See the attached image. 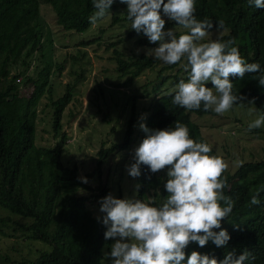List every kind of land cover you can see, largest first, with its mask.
I'll list each match as a JSON object with an SVG mask.
<instances>
[{"label":"trees","instance_id":"obj_1","mask_svg":"<svg viewBox=\"0 0 264 264\" xmlns=\"http://www.w3.org/2000/svg\"><path fill=\"white\" fill-rule=\"evenodd\" d=\"M118 6L122 9L117 10ZM94 11L92 0H0V210L4 211L0 213V235L38 243L32 256L15 258L6 251L0 253V264H107L102 253L109 240L104 238L106 227L102 217L93 215L86 202H93L89 198L92 195L100 207V201L110 192L101 181L96 185L84 183L75 163L67 165L60 159L67 138L61 116L71 100L73 84L65 83L57 95L52 86V74L62 68V62L52 55L54 28L83 32L91 26L89 18ZM108 11L110 24L126 25L125 40L133 38L136 44L145 47L159 46L149 43L142 32L138 34L131 28L125 3L113 0ZM195 16L197 20L213 22L211 30L220 31L214 39H235L234 46H238L245 60L259 63L264 69V9L249 6L248 0H196ZM221 20L223 28L216 27ZM168 30H173L177 37L187 31L169 19L165 20L164 28ZM93 39L79 43L86 44ZM112 52L118 76L127 74L117 85L130 83L143 69L158 63L153 55L142 51L124 56L113 47ZM172 68L173 72H165ZM255 75L258 74L245 73L243 79H230L234 91L243 98L238 103L251 100L264 113V86L252 78ZM187 76L180 64H164L157 69L156 81L150 90L139 94L143 97L152 94L143 125L149 130H163L179 121L188 127L191 138L207 142L189 113L212 110L205 111L203 106L186 110L172 104L176 85L181 79L186 82ZM166 81L175 89L168 90ZM206 86L212 87L211 82ZM136 97H131L121 140L105 146L101 142L96 150L94 167L98 175L108 155L115 149L126 148L131 141L136 123ZM41 98L46 101L39 109ZM38 111H48L47 121L55 138L50 144L36 141ZM253 131L261 132L264 137V131L259 128ZM146 135L142 129L140 143ZM211 154L218 155L213 147ZM140 173L135 199L162 203L167 197L165 170L152 173L148 166L141 164ZM224 177L227 181L224 194L235 201L231 214L221 221V228L227 230L230 240L224 247H216L211 241L205 247L192 242L185 253L197 251L220 261L229 251L239 256L247 250L251 255L245 264H264V158L241 161L232 171L226 170ZM257 190H260V203L252 205L250 200ZM112 196L123 199L120 191Z\"/></svg>","mask_w":264,"mask_h":264},{"label":"clouds","instance_id":"obj_2","mask_svg":"<svg viewBox=\"0 0 264 264\" xmlns=\"http://www.w3.org/2000/svg\"><path fill=\"white\" fill-rule=\"evenodd\" d=\"M127 5L126 18L131 28L143 33L149 43L158 47L150 50L155 59L168 65L180 64L188 73L187 81L181 79L176 85L172 104L186 110H212L223 115L243 98L234 91L230 77L243 79L245 73H255L253 79L264 86V69L259 63H248L241 55L235 39L221 41L208 39L213 22L197 20L196 0H120ZM95 11L89 18L96 24L109 15L113 0H92ZM249 6L264 9V0H248ZM175 21L185 34L177 37L173 30L164 31L165 20ZM224 22H218L223 28ZM167 38V40H166ZM183 61V63H181ZM211 82L212 87L206 86ZM250 104L252 102H249ZM249 113L257 118L248 129L264 126V113L254 106ZM135 149V162L128 167L131 177L140 176V165H146L152 173L167 168L164 187L166 199L157 204L155 200L106 195L100 201L102 223L106 227L105 240L114 239L110 252L106 253L111 264H245L250 253L245 250L239 256L233 251L218 261L214 256L197 251L185 253L192 242L205 247L211 241L216 247H224L230 240L221 221L227 218L235 201L224 194L227 187L224 173L228 163L221 155H213L212 146L197 142L190 137L188 127L176 121L174 127L149 130ZM87 183L86 178H81ZM140 186L137 184L136 188ZM257 194L250 200L260 203ZM214 229H220L218 232Z\"/></svg>","mask_w":264,"mask_h":264},{"label":"rangeland","instance_id":"obj_3","mask_svg":"<svg viewBox=\"0 0 264 264\" xmlns=\"http://www.w3.org/2000/svg\"><path fill=\"white\" fill-rule=\"evenodd\" d=\"M121 9L122 6L117 7V10ZM161 17L168 20V17L163 14ZM109 21L110 18L107 15L103 20L91 24L87 30L79 33L54 28L52 55L53 59L62 62L60 72L52 74L54 95L64 89L65 83L73 84L71 100L64 107L61 116L62 129L66 132L67 138L60 159L67 165L75 163L79 175L86 178L89 184L96 185L101 181L107 185L110 194L116 195L120 191L123 198H135L138 177H131L127 169L135 162L134 154L140 144L141 125L144 124L148 113L146 106L152 96L150 94L148 97H143L139 94H142L144 90H150V86L156 81L157 69L165 63L158 60L157 65L143 69L130 83L117 85L127 74L118 76L114 69L112 48L116 47L124 56H127L141 51L149 54L154 47L136 44L133 38L125 40L126 25L110 24ZM219 32L211 30L210 36L206 37L204 42L214 39ZM120 37H124L123 40L120 41ZM90 38L94 39L86 44L79 43L80 40ZM109 42H113V45L108 44ZM174 68L165 72H173ZM167 81L165 86H168ZM172 87L174 86L169 84L167 89L170 90ZM132 95L138 97L134 102L137 114L131 141L126 148L115 149L108 155L102 162L98 175L94 167L96 150L101 142L105 146L110 142L121 140ZM44 101L46 99L41 98L39 109ZM249 102L252 101L240 102L245 106L234 105L223 115L216 114L214 111L201 114L189 113L208 144L228 163V171H232L241 161L264 158L262 133L248 129V124L257 118V113H249L248 107L254 106L258 110L253 102L251 104ZM47 114L48 111L47 113L38 111L36 141L40 144H50L55 139L47 121L49 115ZM259 129L264 131V126ZM163 170L167 173L168 169ZM81 192L93 193L90 190ZM89 198L93 202L86 203L92 214L103 217L104 214L95 204V198L92 195ZM0 213L4 211L0 210ZM114 242V239H109L107 247L105 246L102 251L103 261L107 264L111 262L106 253L110 252ZM37 246V242L0 235V253L6 251L10 257L19 258L27 254L32 256Z\"/></svg>","mask_w":264,"mask_h":264}]
</instances>
